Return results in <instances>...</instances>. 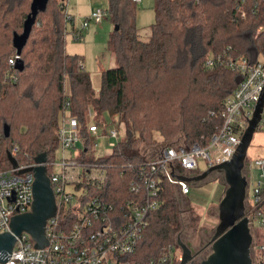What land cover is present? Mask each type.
<instances>
[{
	"label": "trees",
	"instance_id": "1",
	"mask_svg": "<svg viewBox=\"0 0 264 264\" xmlns=\"http://www.w3.org/2000/svg\"><path fill=\"white\" fill-rule=\"evenodd\" d=\"M106 1L105 13L118 28L108 39L117 66L101 72L96 93L90 75L79 66L82 57L65 51L67 0H48L38 13L21 51L24 69L13 71L15 83L7 82L13 34H21L32 0H0V163L8 166L6 154L15 148L20 165L41 152L50 162L64 108L81 123L89 109L97 115L107 112L125 126L126 137L110 156L98 160L107 167V179L93 192L120 210L136 197L129 184L140 182L139 167L145 161L135 154L140 146L156 145L158 134L168 146L182 141L176 145L189 147L205 144L216 132L223 100L240 76L206 69L204 60L209 53L230 49L255 62L264 53V3L247 0L241 19L238 0H154L151 37L143 42L135 24L136 4ZM160 186L161 205L149 214L136 250L128 256L138 264L156 260L163 247L174 245L181 229L180 194L165 178ZM254 264H264V251Z\"/></svg>",
	"mask_w": 264,
	"mask_h": 264
},
{
	"label": "built area",
	"instance_id": "2",
	"mask_svg": "<svg viewBox=\"0 0 264 264\" xmlns=\"http://www.w3.org/2000/svg\"><path fill=\"white\" fill-rule=\"evenodd\" d=\"M132 1L135 4L142 2ZM238 1L236 9L241 19H244L247 0ZM258 1L264 3V0ZM67 3L64 13L66 23H70L74 31V40L80 39L82 30L88 27L89 22L100 23L107 17L104 9L91 8L80 27L75 28ZM19 59L16 52L9 58L8 65L12 71L5 74L7 82L17 81L15 65ZM79 66L82 67L83 62L80 61ZM204 67L210 70L221 68L240 76L235 89L223 100L218 115L221 120L219 127L205 144L166 146L155 158L144 161L139 167V184H129V191L136 197L127 200L120 210H115L93 192L104 185L107 167L98 163L100 158H86L91 148L97 147L99 138L111 140L108 143L111 151L117 147L121 142L119 123L114 120L112 128L106 130L93 121L97 116L93 109H89L83 123L70 116L66 108L61 110L57 118V146L52 160L45 164L56 204V213L47 220L45 226L47 245L36 249L30 235L22 233L16 237L6 262L0 264H138L129 260L128 256L135 252L147 227L149 214L161 205V180L165 178L181 196H186L189 194V183L179 180V177L200 174L197 172L198 158L206 161L207 169L230 160L264 93V53H260L255 62L234 55L230 49L209 53L204 60ZM260 126L264 128V105L257 128ZM91 139L94 140L90 144ZM78 151H81L80 155ZM9 154L15 158L17 149ZM253 164L258 176L252 188V200L245 204V212L251 234L253 231L254 264L257 253L264 251V244L257 243L253 228L255 221L264 228V158ZM2 165L0 163V234L9 231L12 217L30 211L34 176L32 172L21 171L36 164L32 159L30 163L18 164L17 168L11 167L9 162L5 168ZM251 168L252 165L246 163L244 175L248 188ZM175 248L174 245L163 247L157 259L151 260L149 264H175ZM180 259L181 256L178 264Z\"/></svg>",
	"mask_w": 264,
	"mask_h": 264
},
{
	"label": "rangeland",
	"instance_id": "3",
	"mask_svg": "<svg viewBox=\"0 0 264 264\" xmlns=\"http://www.w3.org/2000/svg\"><path fill=\"white\" fill-rule=\"evenodd\" d=\"M94 8L105 9L107 7L106 0H92ZM68 9L70 15L74 18L75 28L80 27L81 23L87 16L76 15V9L85 14L88 12L89 0H68ZM90 11V10H89ZM78 14V13H77ZM154 22V0H142L136 4V19L135 24L137 34L141 41L147 42L151 37V25ZM114 25L108 17H105L100 23L89 22L88 27L81 32V37L78 40L73 39L71 24H67V33L65 35V51L69 55H78L82 57L85 71L90 75L92 86L97 93L101 82V72L103 70L114 68L117 66L115 56L112 50L108 47L109 35L113 32ZM116 120V116H111L104 112L97 115L93 121L104 126L106 130L112 128V122ZM118 122V121H117ZM120 139L126 137V128L124 125H119ZM157 144L149 147L143 145L139 147L137 154L145 161L155 158L169 142H164L158 134L154 135ZM94 139L90 140L93 142ZM111 140L99 138L96 143L97 147L91 148L86 154L87 159L105 158L112 154L108 143ZM182 141H177L176 144H182ZM77 154H81L78 151ZM264 158V128L258 127L253 135L251 143L246 153V163L251 164L250 183L246 192L245 204H249L252 200V188L256 184L258 171L254 167V162ZM198 171L207 170L206 161L198 158ZM56 171V169L54 168ZM197 172H193L196 174ZM246 175L245 169L243 175ZM244 175V176H245ZM226 184L223 180V175L219 173L210 174L204 181L199 183H189V194L186 196L178 195V208L181 210L180 222L181 229L177 234L174 246L175 253L173 254V262L178 264V258L181 256V250L177 246V240L184 244H190V248L195 254L191 264H199L205 260L211 253L209 245L210 240L215 232L218 224V204L224 195ZM245 205V208H246ZM253 228L256 234L258 244H264V228L260 227L255 221ZM252 230V229H251ZM253 234V231H252ZM251 258L253 255L251 254ZM254 260V258H253Z\"/></svg>",
	"mask_w": 264,
	"mask_h": 264
},
{
	"label": "water",
	"instance_id": "4",
	"mask_svg": "<svg viewBox=\"0 0 264 264\" xmlns=\"http://www.w3.org/2000/svg\"><path fill=\"white\" fill-rule=\"evenodd\" d=\"M47 3L48 0H32L30 13L23 23L21 34H13L12 43L16 55H21L38 13L46 9ZM117 29L115 26L114 30ZM23 69L24 63L19 59L16 62L15 70L21 72ZM263 105L264 93L242 136L239 147L230 160L212 166L198 175L179 177V180L187 183H199L216 172L223 175L226 184V190L218 204V224L209 243L211 253L199 264H253L251 258L253 238L245 212L248 183L243 175V170L246 165L247 149L260 121ZM4 134L8 136L7 129H4ZM6 155L11 167L17 168L18 164L15 158L9 153ZM47 161V153L41 152L33 158L35 167L21 171V173H33V201L30 211L12 217L9 231L0 234V263L6 262V256L12 252L16 237L22 233L30 235L36 249H42L47 245L46 222L56 213L55 198L46 172ZM177 246L181 250L179 264H191L195 254H193L190 244H184L177 240Z\"/></svg>",
	"mask_w": 264,
	"mask_h": 264
},
{
	"label": "crops",
	"instance_id": "5",
	"mask_svg": "<svg viewBox=\"0 0 264 264\" xmlns=\"http://www.w3.org/2000/svg\"><path fill=\"white\" fill-rule=\"evenodd\" d=\"M77 1V0H76ZM94 1H96V0H94ZM93 1L92 0H89V5H88V9L90 10L91 8H94V5H93V3H92ZM88 10V12L85 14V12H84V14L83 13H81V11H79V8H78V10L76 9V11L74 12L76 15H80V16H87L88 14H89V11ZM68 13H70V11H69V9H68ZM78 13V14H77ZM74 16V15H73Z\"/></svg>",
	"mask_w": 264,
	"mask_h": 264
}]
</instances>
